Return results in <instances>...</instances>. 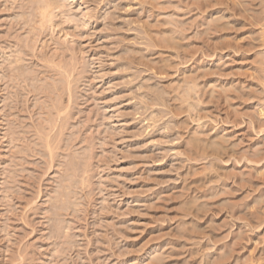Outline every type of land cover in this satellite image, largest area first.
Here are the masks:
<instances>
[{"label":"rangeland","instance_id":"rangeland-1","mask_svg":"<svg viewBox=\"0 0 264 264\" xmlns=\"http://www.w3.org/2000/svg\"><path fill=\"white\" fill-rule=\"evenodd\" d=\"M36 1L0 0V264H264V0Z\"/></svg>","mask_w":264,"mask_h":264},{"label":"bare ground","instance_id":"bare-ground-1","mask_svg":"<svg viewBox=\"0 0 264 264\" xmlns=\"http://www.w3.org/2000/svg\"><path fill=\"white\" fill-rule=\"evenodd\" d=\"M37 1H39L38 10L40 11L41 19L43 18L42 20L44 21V18H46L47 16L51 15V13H52L51 11L54 10L57 7V3L54 2L53 0H44V1L43 0H37ZM262 116H264V111L262 113Z\"/></svg>","mask_w":264,"mask_h":264}]
</instances>
